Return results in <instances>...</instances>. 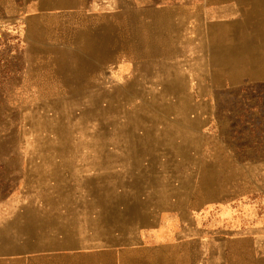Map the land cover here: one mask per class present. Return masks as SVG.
Here are the masks:
<instances>
[{
	"label": "crops",
	"instance_id": "obj_1",
	"mask_svg": "<svg viewBox=\"0 0 264 264\" xmlns=\"http://www.w3.org/2000/svg\"><path fill=\"white\" fill-rule=\"evenodd\" d=\"M0 9V26L37 39L77 28L70 47L30 54L20 102L60 115L34 128L46 137L30 158L0 159V264H264V235L251 233L264 224L228 225L229 186L235 174L247 185L248 164L216 127L217 105L264 86V0Z\"/></svg>",
	"mask_w": 264,
	"mask_h": 264
},
{
	"label": "rangeland",
	"instance_id": "obj_2",
	"mask_svg": "<svg viewBox=\"0 0 264 264\" xmlns=\"http://www.w3.org/2000/svg\"><path fill=\"white\" fill-rule=\"evenodd\" d=\"M6 17L9 20L13 19L8 15ZM48 26L51 32L39 39L27 34L25 25L8 23L0 26V159L2 160L30 158L31 153L27 151V147L38 143V138L46 137L35 133L37 130L34 128L38 127V124L46 123L47 119L54 120L55 116L58 118L60 115L55 105L25 103L20 102L21 98H19L22 96L21 83L23 77L27 75V69L29 66L31 68L32 64L39 63V57L31 56V51H56L70 47L71 41L66 39L64 34L77 29L72 28L68 23ZM54 32L59 37L54 38ZM64 106L61 105V108L63 109ZM216 112L218 115L216 127L220 130L219 141L231 147L233 158L242 163L247 161L248 164L246 169H242V173L247 172V185L236 182L239 174L237 176L235 174L229 186V192L233 197L229 201V207L233 214L228 225L232 228L248 225V229H255L256 225L264 224V86L234 97L233 102L229 104L217 105ZM82 114L83 112L76 108L71 113V119H78ZM76 122H73V127L79 126ZM63 125L64 121L57 120L58 127ZM13 178L8 179L9 191L15 187ZM245 189L246 196L239 199L240 195H245ZM251 233L264 235V232Z\"/></svg>",
	"mask_w": 264,
	"mask_h": 264
},
{
	"label": "bare ground",
	"instance_id": "obj_3",
	"mask_svg": "<svg viewBox=\"0 0 264 264\" xmlns=\"http://www.w3.org/2000/svg\"><path fill=\"white\" fill-rule=\"evenodd\" d=\"M174 92V91H173ZM172 103V102H171ZM176 103V102H175ZM174 105H176V104H174Z\"/></svg>",
	"mask_w": 264,
	"mask_h": 264
}]
</instances>
